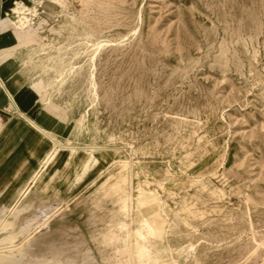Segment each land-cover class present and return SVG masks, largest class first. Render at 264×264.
I'll list each match as a JSON object with an SVG mask.
<instances>
[{"label":"rangeland","instance_id":"1","mask_svg":"<svg viewBox=\"0 0 264 264\" xmlns=\"http://www.w3.org/2000/svg\"><path fill=\"white\" fill-rule=\"evenodd\" d=\"M7 1L0 264H264V0Z\"/></svg>","mask_w":264,"mask_h":264},{"label":"crops","instance_id":"2","mask_svg":"<svg viewBox=\"0 0 264 264\" xmlns=\"http://www.w3.org/2000/svg\"><path fill=\"white\" fill-rule=\"evenodd\" d=\"M1 2L2 0H0V3ZM7 2V0H4L2 4L5 5ZM2 28L3 25H0V80L3 84L5 80L2 76L4 75V77H8L10 69L14 68L15 66V61L11 60L10 53L14 48L18 47L21 42L14 31H2ZM6 81L8 82L9 79H6ZM29 88L30 94L38 93L37 91H35L34 85L30 86ZM3 92V88L0 86V118H3L4 116L10 124H15L20 121L22 124H24L25 128H28L27 131L34 130L40 132L36 128L32 127L28 120L33 121L44 130L48 128H50L52 131L54 130V125H56L58 121L49 112L46 111L45 104H40L38 107H20L19 110L22 113V116L4 97ZM8 92L10 93V91ZM3 112L6 115H4Z\"/></svg>","mask_w":264,"mask_h":264},{"label":"bare ground","instance_id":"3","mask_svg":"<svg viewBox=\"0 0 264 264\" xmlns=\"http://www.w3.org/2000/svg\"><path fill=\"white\" fill-rule=\"evenodd\" d=\"M0 82H1V80H0ZM4 95H5V97H6L7 99H10L11 101L13 100V99H12V96L10 95V93H9L7 90L4 91ZM44 134H45V133H44Z\"/></svg>","mask_w":264,"mask_h":264}]
</instances>
